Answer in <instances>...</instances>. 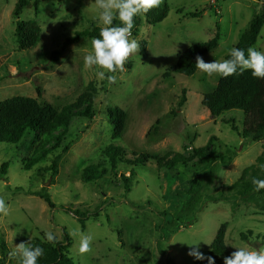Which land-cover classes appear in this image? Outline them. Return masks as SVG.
Returning a JSON list of instances; mask_svg holds the SVG:
<instances>
[{
	"label": "rangeland",
	"instance_id": "1",
	"mask_svg": "<svg viewBox=\"0 0 264 264\" xmlns=\"http://www.w3.org/2000/svg\"><path fill=\"white\" fill-rule=\"evenodd\" d=\"M17 1L0 0V101L35 98L58 111L66 109L69 125L60 148L54 150L53 136L32 135L19 144L0 141V171L2 164L9 163L7 173H0V197L8 205L7 215L0 214V264H18V257L9 253L22 242L43 237L42 229L52 231L59 241L65 231L69 234L77 227L91 235V250L83 254L78 239L69 235L70 256L78 264H199L205 259L197 260L189 251L198 248L206 255L224 224L231 252L237 250L233 245L264 247L261 199L212 201L221 192L228 193L244 170L257 163L264 138L243 137V111L233 109L213 117L203 106L204 95L216 89L222 76L174 71L179 54L211 39L217 23L219 46L203 59H227L264 0H162L155 8L168 4L167 17L152 24L146 14L138 16L137 35L131 32L129 39H135L139 49L128 58L131 68L125 62L112 85L96 77L95 66L84 67L83 56L92 50L90 38L70 45L58 63L51 60L67 37L97 25L95 0H40L38 12L32 0L19 17L41 29L40 40L29 50L20 49L16 36ZM199 11H203L200 17L188 16ZM254 47L264 52V27ZM183 89L187 101L180 108ZM90 99L93 117L75 116L74 111L83 110ZM110 108L127 113L117 139H113ZM112 144L127 153L114 171L106 155ZM185 144L191 147L185 149ZM192 147H207L232 160L201 164ZM45 152L43 160L27 167ZM141 153L155 157L180 153L190 161L175 172L160 168L155 160L130 163ZM90 165L106 170L104 177L83 180ZM43 195L50 196L54 208ZM75 209L91 212L84 230L70 211ZM176 225L180 227L175 229ZM249 230L253 234L242 240L241 234Z\"/></svg>",
	"mask_w": 264,
	"mask_h": 264
},
{
	"label": "trees",
	"instance_id": "2",
	"mask_svg": "<svg viewBox=\"0 0 264 264\" xmlns=\"http://www.w3.org/2000/svg\"><path fill=\"white\" fill-rule=\"evenodd\" d=\"M32 0H18L13 12L14 17L17 18L16 22V36L20 49L29 50L33 48L40 40L41 29L38 25L33 23L26 24L19 20L23 10L31 5ZM33 6L35 11H39L40 0H34ZM169 13V5L166 4L163 9L153 8L146 16L152 24L162 22ZM203 11L190 12V17H200ZM114 23H119L118 20ZM140 26V18L135 17V24L132 29V34H136ZM264 27V7L258 12L250 21L249 28L243 33L239 42L235 47L247 50L248 47H254L257 43L261 31ZM99 35V28L93 25L92 28L77 31L73 36L67 37L61 49L55 50L51 54L52 63H58L62 54L66 49L82 40L83 38L96 37ZM137 35V34H136ZM221 40V26L216 24V31L214 36L205 42L193 44L187 50L180 53L174 71L176 73L192 76L198 69L195 66L196 58L202 57L215 50ZM143 47V46H142ZM145 51L143 47L142 52ZM229 55H227V59ZM127 67L131 68V61H126ZM170 73H167L169 76ZM39 96L41 91L38 90ZM187 101L186 89H183L181 99L178 106L181 108ZM202 104L206 107L213 117L221 115L223 112L233 109L243 111L245 115L242 135L245 138H252L254 141H260L264 138V79L253 77L251 70L245 71L243 74H235L228 77H221L218 86L215 90L206 93L203 97ZM93 99L89 100L88 105L83 110L74 111L75 116H83L87 118L93 117ZM64 111H58L52 105H43L37 99L25 96H14L0 101V141L11 144H19L27 137H42L53 136L55 143L51 147L52 150L60 148L61 142L67 132L69 122L65 118ZM109 114L114 123L113 139H117L122 135L125 127L127 117L126 111L120 108H110ZM63 128L62 130H59ZM234 130H238L233 126ZM155 131H159L156 127ZM190 144H185V149H189ZM194 159L201 164L211 163L221 160L223 164H228L232 157L219 152L209 150L207 147H192ZM106 155L112 164L113 171L117 169L118 163L125 159L126 151L119 146L109 145L106 148ZM46 152L42 156L36 157L31 163L27 165L30 168L33 164L43 160ZM155 160L160 168L175 172L179 165H187L190 161L187 157L180 153H169L165 156L155 157L149 153L135 154L134 160H129L134 166L139 164H147L149 161ZM56 163L53 168L56 169ZM264 165V151L258 157L257 163L247 167L242 173L240 179L231 185L228 193L221 192L212 201H236L238 199L255 198L261 199L262 207L264 208V189L259 192L254 190L252 183L254 178L264 179V170L261 169ZM9 168V163L6 162L1 166V175H5ZM106 170H100L97 165H90L82 175L83 180L91 182L102 179L106 174ZM132 174H135L133 170ZM128 188V183L126 182ZM193 194V190L191 191ZM47 203L54 208L55 204L50 196L43 195ZM80 220L82 229L86 228V219L91 214L90 211H82L80 209L70 210ZM97 213V211H96ZM94 216H97L96 214ZM180 226L176 225L175 229ZM226 224L220 227L215 239L213 240L205 257H213L215 264H224V257L230 256L231 251L226 245ZM171 230L168 229V232ZM253 231L249 230L247 233H242L241 238L244 241L249 239ZM32 245H39L44 248V255L39 259L38 264H78L70 256L71 238L65 231L64 238L59 241L55 246L53 244L44 242L40 237L35 239ZM199 264H208V260L200 261Z\"/></svg>",
	"mask_w": 264,
	"mask_h": 264
},
{
	"label": "clouds",
	"instance_id": "3",
	"mask_svg": "<svg viewBox=\"0 0 264 264\" xmlns=\"http://www.w3.org/2000/svg\"><path fill=\"white\" fill-rule=\"evenodd\" d=\"M161 2L162 0H95L93 19L99 28V35L91 39L92 50L83 56L84 67L92 69L95 66L98 69L95 75L99 80L106 79L109 85L115 84L116 73L123 71L130 55L139 49L138 42L135 39H129L135 17L148 13L151 9L158 7ZM116 20L119 21L118 24L114 23ZM228 55V59L222 61L215 59L213 62H205L198 56L195 66L200 72L209 76L218 74L228 77L251 70L253 77L264 79V52L251 46L246 51L233 47ZM260 167L264 170V165ZM252 183L255 191L264 189V179L254 178ZM7 213L8 205L5 199L0 197V214L7 215ZM42 231L44 232L42 241L54 246L59 243L52 231L47 229ZM69 235L78 239L81 254L91 250L93 240L91 235L82 233L78 227L69 229ZM30 241L16 245L15 249L9 253L10 257H18V264H38L39 259L44 255V248L32 245ZM233 246L237 250L230 256L224 257V264H264V247L256 249L247 245ZM189 255L197 260L207 259L208 264H215L213 257H205L198 248H192Z\"/></svg>",
	"mask_w": 264,
	"mask_h": 264
}]
</instances>
